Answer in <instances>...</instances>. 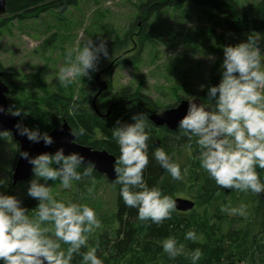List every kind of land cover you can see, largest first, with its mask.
<instances>
[{
	"label": "clouds",
	"instance_id": "1",
	"mask_svg": "<svg viewBox=\"0 0 264 264\" xmlns=\"http://www.w3.org/2000/svg\"><path fill=\"white\" fill-rule=\"evenodd\" d=\"M262 40L264 37L259 33H251L244 41L223 46L218 83L207 87L203 102L196 103V97L187 96L186 114L178 121L177 131L187 138L183 145L185 152L192 154L194 140L200 168L221 191L264 194V178L257 171L264 169ZM101 57L111 59L105 39L98 38V43L92 38L77 41L75 47L66 50L65 66L56 73V82L66 87L78 79H91L90 73L98 71ZM204 87L200 86L202 91ZM70 107L75 111L79 106L73 103ZM0 112L20 117L14 127L18 135L30 142L42 141L45 146L54 143L47 132L23 124L25 109L0 107ZM131 120V123L117 121L111 130L119 149L113 166L115 179L111 183L120 186V199L127 208L136 210L138 221L160 225L177 211V201L146 182L144 173L149 165L151 139L149 119L146 114L137 113ZM85 131L80 127L71 134L77 140ZM9 137L12 139L9 130L0 131V140ZM19 155L31 165L27 196L36 200L37 205L34 215L29 216V210L17 196L0 191V264H73L76 256L80 257L79 264H104L97 255L98 245H89L90 236L102 228L96 210L80 202L85 198L83 194L75 201L57 200L49 183L58 181L62 189H72L75 182L85 180L94 183L95 164L86 162L79 153L65 155L63 148L54 154L44 152L31 157L23 151ZM173 156L175 153L170 156L162 146L155 147L151 153L171 180L182 182L187 169ZM10 181V176L0 177V189L6 190ZM87 191L91 192L92 188L87 187ZM221 211L243 218L249 214L245 203L237 207L222 204ZM184 239L196 243L201 237L194 229H188ZM160 245L172 260L183 256L191 264H197L202 255L200 248L188 250L175 236L165 237Z\"/></svg>",
	"mask_w": 264,
	"mask_h": 264
},
{
	"label": "rangeland",
	"instance_id": "2",
	"mask_svg": "<svg viewBox=\"0 0 264 264\" xmlns=\"http://www.w3.org/2000/svg\"><path fill=\"white\" fill-rule=\"evenodd\" d=\"M148 1L78 0L63 12L52 9L35 17L7 21L0 33V65L10 78V84H5L9 90L10 87H16V98H21V101L24 98H39L43 104L49 101L50 96L67 97L72 92L73 99L81 101V108H92L93 96L97 93V88L94 89L92 84L99 74L107 84L103 94L108 98L123 88H130L148 99H142L144 102L156 105L157 110L162 111L176 106L179 98L184 100L188 99L187 96L195 97L202 91L201 85L205 89L211 79L219 75L223 46L244 41L251 33H259L264 37V28L246 29V26H240L238 22L236 29L228 28L223 22L224 17L207 7L184 2L150 11L143 8V4ZM234 1L241 15L247 19L254 18L259 0ZM6 16L4 14L0 20ZM84 38H92L97 43L98 38L105 39L111 59L101 57L98 71L90 73L91 79H78L66 87L58 84L56 73L65 66L66 50L75 47L77 41ZM261 47L264 49V40ZM138 53L139 62L136 65L126 62L136 59ZM83 99L85 101L82 103ZM176 134L168 138L172 144L171 155L175 153L174 159L181 163L182 168L186 167L187 174L190 158L199 161V150L193 140V151L189 156L181 143L183 137L179 132ZM184 139L187 142V138ZM17 155L18 145L13 139L9 137L0 140V177H11ZM30 179L16 188L11 186L10 181L6 190L0 191L28 197L27 185ZM49 183L52 184V195L57 200L75 201L83 194L85 198L80 202L93 207L102 222L114 211L116 191L105 176L94 183L82 181L81 187L75 182L72 189H62L58 181ZM85 185L91 187L92 191L88 192ZM184 188V192L177 193L175 197L197 202L194 198L196 186H193V190L189 185ZM226 201L230 207L247 204L249 214L243 218L222 211L227 218L220 221L221 234L247 229L254 243H263L262 236L257 233L259 219L264 211L261 209L254 216L258 200L238 192L227 197ZM206 211L212 213L205 205L199 207L196 204L192 212L201 216ZM102 228L97 229L89 241H94L103 231ZM198 236L201 237L200 241L204 238ZM89 245L95 247L92 242ZM234 261L235 264H264V254Z\"/></svg>",
	"mask_w": 264,
	"mask_h": 264
},
{
	"label": "trees",
	"instance_id": "3",
	"mask_svg": "<svg viewBox=\"0 0 264 264\" xmlns=\"http://www.w3.org/2000/svg\"><path fill=\"white\" fill-rule=\"evenodd\" d=\"M6 18L0 20V33L7 21L14 19H24L35 17L48 10L66 11L69 7L75 5L78 0H5ZM190 2L193 6L207 7L224 17V24L230 29H236L237 23L240 26H246V29L257 30L264 28V0H259L256 5L255 16L253 19H247L240 14L238 5L234 0H149L143 4V8L150 11L160 10L165 6H176L179 3ZM126 40V38H125ZM120 43V41H118ZM124 42V41H123ZM117 46V44H116ZM139 53L136 59L127 60L131 65L139 62ZM0 68L1 65H0ZM5 83L9 81V75L6 73ZM219 75L214 76L206 88L195 97L201 101L206 98L207 87L215 85L219 81ZM7 84V83H6ZM17 89L15 86L10 88L7 93L8 109L15 110L16 107L25 109L23 124L29 128H39L41 132L49 134L56 126L60 125L62 120H66L72 130H78L83 127L86 131L76 142L89 146L95 150L105 149L108 153L117 157L119 149L112 139L111 130L117 126V121L121 123H131V117L137 113H142L136 108L139 99L148 100L138 92H133L130 88H123L112 97L103 94L97 101L107 102L110 107V115L101 119L92 108L80 107L81 101L74 100L72 92L70 95L49 97V101L41 104V99L16 98ZM136 99V100H135ZM179 101L182 98L178 99ZM85 100H82V103ZM130 101V102H129ZM73 103L79 107L73 111L70 105ZM42 105H45L42 107ZM60 106V107H59ZM157 110L156 105H152ZM98 109L100 106H98ZM21 120V118H20ZM149 130L151 139L149 140V165L145 169L144 178L149 186H157L163 194L172 195L173 199L177 193L184 192V187L189 185L190 189L196 186L194 198L197 200L195 206H206L212 210V213L206 211L203 215H196L193 210L189 213L175 211L172 218L164 221L163 224L156 225L148 222H140L136 219V210L127 208L119 197V185L113 186L116 191L114 211L107 219L102 222V232L89 241L96 247L98 245L97 255L103 259L104 264H191V262L181 256L172 260L163 253L160 241L165 237L175 236L179 243H184L186 249L191 250L200 248L202 255L197 264H235L234 260H243L247 257L264 254V242H255L250 238V231L239 229L221 234L220 221L227 218L221 211V205L227 204V197L234 196L238 192L225 189L219 190L214 181L210 180L207 173L200 168L199 161L192 158L188 173H184L182 182L173 181L168 174L159 167L151 157L155 147L162 146L166 152L172 156V144L168 138L170 135H177L176 132H170L164 127H155L149 121ZM178 132V131H177ZM183 137L182 144H185ZM76 139V138H75ZM193 144V142H192ZM174 145V143H173ZM174 158V157H173ZM186 168V167H185ZM264 178V169H257ZM95 181L102 179V175L97 173ZM81 187V182H76ZM192 186V187H191ZM245 196L255 197L258 200V206L255 208L254 216L262 209L264 211V200L252 193H242ZM264 195V194H263ZM22 201V206L29 210L28 215L35 213L37 201L26 196H17ZM209 210V209H208ZM219 222H217V220ZM258 223V235L264 240V213ZM188 229H194L197 235L204 236V240L196 243L186 241L184 233ZM223 235V236H222ZM229 243V244H228ZM65 249L67 245H62ZM252 259V258H251ZM80 257H74L73 264H79Z\"/></svg>",
	"mask_w": 264,
	"mask_h": 264
},
{
	"label": "water",
	"instance_id": "4",
	"mask_svg": "<svg viewBox=\"0 0 264 264\" xmlns=\"http://www.w3.org/2000/svg\"><path fill=\"white\" fill-rule=\"evenodd\" d=\"M5 0H0V17L5 14ZM4 73L0 71V107L8 109L7 93L10 91L8 85L3 81ZM97 93L94 95L92 103L99 95L106 90L107 84L100 79L98 74L95 78ZM196 103H200L201 99L196 97ZM188 107L187 99L181 100L178 106L169 107L162 111L156 110L152 105L144 102L142 99L137 100L136 108L146 114L149 121L155 127H164L170 132H177L178 121L186 114ZM20 121V117L6 115L0 112V131L9 130L12 133L13 141L18 145V155L15 167L11 174V186L16 188L19 184L26 182L32 176L31 165L19 155L20 152L27 151L31 157H35L41 153L47 152L54 154L59 148L64 149V154L79 153L85 157V161H91L95 164L96 173L112 182L115 179L113 170L115 156L108 153L105 149L95 150L89 146L81 145L76 142L75 137L71 134L72 128L66 120H62L61 124L56 126L49 135L53 138L54 143L45 146L43 142L33 143L26 137L17 134L14 125ZM75 140V141H74ZM74 141V142H72ZM264 200V195L260 194ZM177 212L187 213L195 208V202L192 199L176 197Z\"/></svg>",
	"mask_w": 264,
	"mask_h": 264
},
{
	"label": "flooded vegetation",
	"instance_id": "5",
	"mask_svg": "<svg viewBox=\"0 0 264 264\" xmlns=\"http://www.w3.org/2000/svg\"><path fill=\"white\" fill-rule=\"evenodd\" d=\"M0 71H2L3 73H4V76H3V81H4V78H6V73L4 72V70L2 69V68H0ZM102 75H100V77H101ZM95 78H96V76H95ZM101 80H102V78H100ZM4 83H5V81H4ZM7 84H10V82L9 81H7L6 82ZM93 85V88L94 89H96L97 88V86H96V84L95 83H93L92 84ZM11 88V87H10ZM96 94V93H95ZM103 95V92L99 95V97H101ZM94 97V96H93ZM98 100V98L95 100V107L93 106V109H94V111L96 112V114L101 118V119H104V118H106L107 116H109L110 115V107H111V105H109V103H107L106 101L103 103H101L100 101H97ZM136 100V99H135ZM130 102V101H129ZM136 103V101H134V104ZM93 104V103H92ZM97 105L98 106H100V108L98 109V107H97ZM103 111H104V113H103Z\"/></svg>",
	"mask_w": 264,
	"mask_h": 264
}]
</instances>
